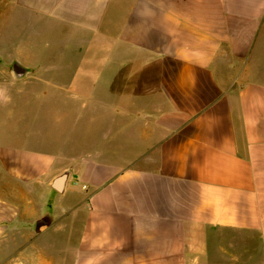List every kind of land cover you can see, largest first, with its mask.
Listing matches in <instances>:
<instances>
[{
	"label": "crops",
	"instance_id": "1",
	"mask_svg": "<svg viewBox=\"0 0 264 264\" xmlns=\"http://www.w3.org/2000/svg\"><path fill=\"white\" fill-rule=\"evenodd\" d=\"M33 1L97 126L74 140L66 108L63 158L0 129L6 264H264V0Z\"/></svg>",
	"mask_w": 264,
	"mask_h": 264
},
{
	"label": "rangeland",
	"instance_id": "2",
	"mask_svg": "<svg viewBox=\"0 0 264 264\" xmlns=\"http://www.w3.org/2000/svg\"><path fill=\"white\" fill-rule=\"evenodd\" d=\"M34 7L33 0H24V5L18 0H0V129L15 143L29 142L32 147L56 152L63 158L68 107L70 114L74 109L80 112L78 121L70 118V123H75L71 126L72 138L76 141L84 139L87 147L92 148L90 142L94 138L92 129L97 126L98 102L95 92L91 91L96 88V80L91 74L84 78L85 68L89 64L80 62V59L71 62L66 59L65 51H58L65 32L53 35L50 31L51 16L46 15L44 10L34 12ZM54 26L59 25L54 23ZM23 29H36L37 33L48 38L49 54L42 58L41 63H24L31 71L19 79L12 72L13 61L17 58L32 61L35 60L33 50L36 53L44 52L41 47H29L17 53L13 46L16 39L11 40V37ZM2 31L6 39L4 44ZM73 49V58L82 56L80 47ZM66 75L70 76L69 84L65 82ZM89 92L94 95H84ZM5 244L0 241V264L7 263L4 261L8 257L5 254L7 249L1 247Z\"/></svg>",
	"mask_w": 264,
	"mask_h": 264
},
{
	"label": "water",
	"instance_id": "3",
	"mask_svg": "<svg viewBox=\"0 0 264 264\" xmlns=\"http://www.w3.org/2000/svg\"><path fill=\"white\" fill-rule=\"evenodd\" d=\"M31 71V68L23 63H21L18 60H15L12 63V72L14 73V75L17 78H23L25 77L29 72ZM66 178V174H64L63 176H61L60 178L56 179L55 181V186L59 189L62 190L63 188V184Z\"/></svg>",
	"mask_w": 264,
	"mask_h": 264
}]
</instances>
